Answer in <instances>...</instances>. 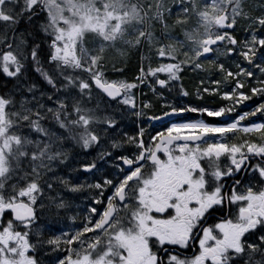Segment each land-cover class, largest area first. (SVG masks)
<instances>
[{
  "label": "snow or ice",
  "instance_id": "1",
  "mask_svg": "<svg viewBox=\"0 0 264 264\" xmlns=\"http://www.w3.org/2000/svg\"><path fill=\"white\" fill-rule=\"evenodd\" d=\"M129 50L137 75L112 78ZM205 64L220 78L197 97L226 104L138 100L189 96L182 73ZM0 72L15 85L0 92V264H264V2L0 0ZM129 114L146 117L131 132ZM101 146L79 164L93 182L65 173L72 150Z\"/></svg>",
  "mask_w": 264,
  "mask_h": 264
},
{
  "label": "flooded vegetation",
  "instance_id": "2",
  "mask_svg": "<svg viewBox=\"0 0 264 264\" xmlns=\"http://www.w3.org/2000/svg\"><path fill=\"white\" fill-rule=\"evenodd\" d=\"M235 35H236L238 40H243L247 36V34L240 33L239 28L235 32ZM136 59H137L136 55L135 56L131 55V60L128 62L129 65L128 64H126L127 66L124 65V72L123 73L114 72L112 70L111 64H109L108 74L110 76H112V78L133 79L137 75L138 68L140 66L139 61H136ZM219 61L224 62L227 65V67H229V63H227L226 61H224L222 59H219ZM117 67H121V64H119V65L117 64ZM208 70L212 71L213 74L211 76L213 78H217L216 75L218 74V72L213 67V65L212 66H206L205 65L204 69H198L196 71L185 70L182 73V76H183L182 83L184 84L185 88L191 93L187 97H183V96L179 95L178 90L173 89L171 92L165 91L164 92V98L162 99L158 96H154L152 91L148 87L142 86L141 89L137 90L138 100L150 102L153 105L152 111L154 113H158L159 111L162 110V106H163L165 100L170 101L173 104H183V105L191 104L193 106H197V105L205 106L206 105L210 108H216L218 106L226 104L227 101L222 100L219 96L213 97V96H209L207 93H205L203 95V98L197 97L196 88H197V86H199V79L201 77H205V74ZM27 76L32 81L40 83L41 86H43L42 78L40 77L39 73L34 71V69L30 72H27ZM14 87H15L14 83H12L9 80V78L5 77V75H0V92L12 90V89H14ZM256 99L257 98L254 97L253 100L249 101L246 105H248V106L253 105L254 102L256 101ZM241 109L248 110V108L245 107V105L238 106L237 111H240ZM180 115L184 116V117H190L193 119L201 118L199 113L188 112V113H183ZM230 115L235 116L236 113H231ZM179 118H180L179 116L173 117V119H179ZM203 118L207 121H219V120L223 119L222 117H207L206 114L203 116ZM248 119L251 120V119H255V118L250 117ZM144 120H146V117L137 118V117H134V116L129 114L126 116V119L124 120L125 129L131 132L133 129L138 127ZM150 132H152V128L146 127V129H145V139L146 140L148 138V133H150ZM125 147H129V146H125ZM80 150L81 149H78V148L74 149L73 155L78 156V157H82L86 153H88L89 156H93L96 153L94 148H91L89 150H83L82 153L79 152ZM98 164H103V161L98 162ZM81 170H82L83 175L88 176V179L93 182L91 175L88 173H85L83 171V169H81ZM105 170L106 171L108 170L107 166H106Z\"/></svg>",
  "mask_w": 264,
  "mask_h": 264
},
{
  "label": "rangeland",
  "instance_id": "3",
  "mask_svg": "<svg viewBox=\"0 0 264 264\" xmlns=\"http://www.w3.org/2000/svg\"><path fill=\"white\" fill-rule=\"evenodd\" d=\"M262 2H264V0H246V3H248L250 6L256 5V4H259V3H262ZM33 30H35V29H33ZM239 32L240 33H243V34H247L243 27L239 28ZM131 55L132 56H135L136 55V57H137L136 61H139V63H140V55L135 50H129L123 56H121L117 52H112L110 54L112 62H115L116 65L117 64L118 65L121 64L120 62L122 60L125 62L124 65H126V64L129 65L128 62L131 60ZM219 59H222V60L226 61L227 63H229L231 65L233 64L232 65V69L233 70L235 69V61L234 60L228 59V58H226L224 56H220ZM205 65L206 66H212L211 64H205ZM225 66L227 67L226 64H225ZM32 70H33L32 68H29L28 69V72H30ZM2 74L3 73L0 72V75H2ZM212 74H213L212 71L211 70H208L206 72V74H205V78L207 76H211ZM218 76H219V73H218ZM218 78H220V76ZM248 102L249 101H246V102H244V104H242L240 106L246 105ZM94 150L96 151V153L93 156H89V154L86 153L82 157H78V156L73 155V150H72V154L70 155V157H69V159L67 161V165L65 167V173L70 174L73 177H78L81 182L91 183L92 181H90L88 179V176H84L83 173H82V170L79 169V164L82 163V162H87V161H91L93 159H97V154H98V152H100V151L103 150V146H101V147H95ZM79 152L82 153L83 150H80ZM98 162H102V161H99L98 160ZM72 169H78V170L77 171H72ZM87 202L88 201L87 200H84L83 197H81V200L77 201V203L80 204V207L81 208H83L84 204H86ZM38 224L41 226V229L44 230V231H47L49 228H51V229H58L59 227H61L60 224L53 223L51 217H48V216L41 217L40 220L38 221ZM44 259L45 260L49 259V256H44Z\"/></svg>",
  "mask_w": 264,
  "mask_h": 264
},
{
  "label": "bare ground",
  "instance_id": "4",
  "mask_svg": "<svg viewBox=\"0 0 264 264\" xmlns=\"http://www.w3.org/2000/svg\"><path fill=\"white\" fill-rule=\"evenodd\" d=\"M216 76H217V78L219 77L218 74Z\"/></svg>",
  "mask_w": 264,
  "mask_h": 264
},
{
  "label": "trees",
  "instance_id": "5",
  "mask_svg": "<svg viewBox=\"0 0 264 264\" xmlns=\"http://www.w3.org/2000/svg\"><path fill=\"white\" fill-rule=\"evenodd\" d=\"M3 75V74H2Z\"/></svg>",
  "mask_w": 264,
  "mask_h": 264
}]
</instances>
